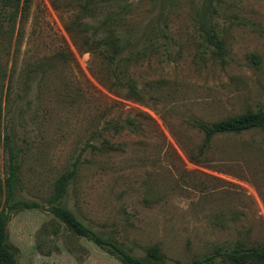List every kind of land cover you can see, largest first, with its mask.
I'll return each mask as SVG.
<instances>
[{"label": "rangeland", "instance_id": "rangeland-1", "mask_svg": "<svg viewBox=\"0 0 264 264\" xmlns=\"http://www.w3.org/2000/svg\"><path fill=\"white\" fill-rule=\"evenodd\" d=\"M8 16L0 0V172L17 152L14 201L38 205L10 210L15 264H122L49 211L66 172L61 205L137 257L264 243V130L200 156L194 125L264 110V0H31Z\"/></svg>", "mask_w": 264, "mask_h": 264}, {"label": "trees", "instance_id": "trees-1", "mask_svg": "<svg viewBox=\"0 0 264 264\" xmlns=\"http://www.w3.org/2000/svg\"><path fill=\"white\" fill-rule=\"evenodd\" d=\"M1 1L3 2L4 9H9L8 20L10 21L17 14L25 12L31 2V0ZM208 36L211 43L220 51L219 43L214 40L213 36ZM111 45L113 48L112 57L114 58L119 55L122 49L115 47L114 44ZM194 125L203 135L202 144L199 148V155L201 156L208 151L211 142L216 136L239 135L253 130H264V110H248L239 115L227 117L210 124L194 121ZM18 168L17 152L11 150L4 171V177H2L0 172V199L2 196L6 198V204L0 210V264H15L14 255L6 244V231L10 220V210L18 207L27 209L38 207L35 203L14 201L15 186L18 181ZM73 175V172H66L56 182L54 194L49 201V211L54 217L60 220L73 234L92 242L100 249L115 257L122 264H171L164 260L157 246L150 247L146 252V256L142 258L127 252L117 243L104 239L78 220L70 210L64 208L61 203ZM9 202L10 204H8ZM217 262L228 264H264V243L248 242L242 238L216 243L209 254L193 260L191 264H216Z\"/></svg>", "mask_w": 264, "mask_h": 264}]
</instances>
